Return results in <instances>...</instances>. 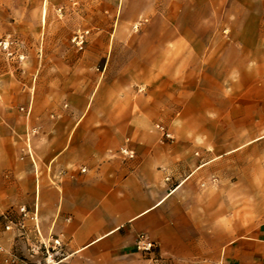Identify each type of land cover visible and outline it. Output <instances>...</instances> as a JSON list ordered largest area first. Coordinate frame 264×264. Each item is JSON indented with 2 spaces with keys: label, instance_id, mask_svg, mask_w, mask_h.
I'll use <instances>...</instances> for the list:
<instances>
[{
  "label": "crops",
  "instance_id": "obj_1",
  "mask_svg": "<svg viewBox=\"0 0 264 264\" xmlns=\"http://www.w3.org/2000/svg\"><path fill=\"white\" fill-rule=\"evenodd\" d=\"M50 3L46 23L23 0L0 13L24 57L0 52V245L38 230L60 264H264V189L246 188L263 180L247 166L264 148V0H146L141 30L107 19L81 49L77 9ZM21 207L27 231H7Z\"/></svg>",
  "mask_w": 264,
  "mask_h": 264
},
{
  "label": "rangeland",
  "instance_id": "obj_2",
  "mask_svg": "<svg viewBox=\"0 0 264 264\" xmlns=\"http://www.w3.org/2000/svg\"><path fill=\"white\" fill-rule=\"evenodd\" d=\"M4 4L0 5V13L7 12L8 10L11 11V5L10 2H16L18 4L21 3L22 0H3ZM71 2L70 6L72 9H77V21L78 23L75 26H72L70 30V36H69V43L76 47L77 49L83 48L90 40H92L93 36L97 34V32L100 30V28L104 27L107 23V19L113 18L115 21V24L117 21L120 20L123 22L125 19H129V24L132 32L137 33L139 30H141L144 26V24L147 23V13L150 11V9H153L154 6L150 4H145L144 2L146 0H69ZM25 4H27V7L30 8H37L40 11L42 10V3L43 0H23ZM80 3L83 5H86L87 7V27L83 24L80 26L79 23V6ZM54 8L53 4L50 3L49 0V11ZM62 11V10H61ZM64 12V11H62ZM84 12V11H82ZM83 21V20H82ZM117 27V26H116ZM6 41L9 44V47L4 50L0 46V52L5 56V58L15 64V62L24 60V57L18 54V49L21 47V45H17V42L13 38H3L1 41ZM48 42V33L47 31H43V34L40 38V44H46ZM261 143V142H259ZM257 143V144H259ZM263 143V142H262ZM254 144L253 146H255ZM253 146H250L249 148L252 149ZM253 152L249 155L250 157H260L262 164H251L248 165L247 173H258L259 175H263V180H251L247 181L246 188H263L264 189V148L259 151H255L252 149ZM233 174L239 173V169L241 166L239 165H233ZM244 167V166H243ZM246 167V166H245ZM237 179V177L233 176L232 178V184L238 183L234 181V179ZM24 208L25 212H21V209ZM3 220L8 223L6 226L7 231H13L17 233V231H27V227L25 225L26 221L31 220V216L27 210L26 207L19 208V212L17 213H4L2 215ZM7 227H10V229H7ZM47 237H41L37 233V237L35 239H32L31 237L26 240L25 251L22 250L21 245L15 246V248H12L8 250L5 248L10 254L13 256H17L23 260L20 264H37V262H41L44 264V257L41 255H33L32 254V248L33 245H35L39 240L47 241ZM11 255H2L1 260H11L13 257Z\"/></svg>",
  "mask_w": 264,
  "mask_h": 264
},
{
  "label": "built area",
  "instance_id": "obj_3",
  "mask_svg": "<svg viewBox=\"0 0 264 264\" xmlns=\"http://www.w3.org/2000/svg\"><path fill=\"white\" fill-rule=\"evenodd\" d=\"M0 46L6 50L9 47V44L4 40L0 42ZM160 129L164 132V135L167 138H171L170 134L164 130V128ZM120 154L125 157H134V152L128 150L126 148L120 150ZM21 212H25V209L22 208ZM10 229V227H7ZM38 235L41 237V234L37 230ZM136 247L142 253L145 254H153L158 248V245L145 233L138 234L136 239ZM63 244L60 238H54L52 235L49 236L47 241L39 240L32 248L33 255H41L44 257V264H60L63 260ZM11 255L3 246L0 245V258L2 255ZM11 260H1L0 264H20L23 260L17 256H12ZM37 264H42L41 262H37Z\"/></svg>",
  "mask_w": 264,
  "mask_h": 264
},
{
  "label": "bare ground",
  "instance_id": "obj_4",
  "mask_svg": "<svg viewBox=\"0 0 264 264\" xmlns=\"http://www.w3.org/2000/svg\"><path fill=\"white\" fill-rule=\"evenodd\" d=\"M48 12H49V0H43V3H42V10H41V15H42V21L44 23H46V20H47V16H48ZM264 138V136L262 137H259L257 138L256 140L254 141H257L259 139H262ZM253 141V142H254Z\"/></svg>",
  "mask_w": 264,
  "mask_h": 264
}]
</instances>
